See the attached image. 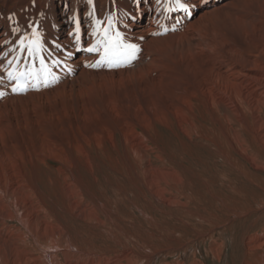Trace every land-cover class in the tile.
I'll list each match as a JSON object with an SVG mask.
<instances>
[{
	"label": "bare ground",
	"instance_id": "6f19581e",
	"mask_svg": "<svg viewBox=\"0 0 264 264\" xmlns=\"http://www.w3.org/2000/svg\"><path fill=\"white\" fill-rule=\"evenodd\" d=\"M179 2L0 0V264H264V0ZM167 160L221 167L226 192L184 191ZM101 175L174 207V230L111 221L106 247L70 236L104 223Z\"/></svg>",
	"mask_w": 264,
	"mask_h": 264
},
{
	"label": "rangeland",
	"instance_id": "374dc122",
	"mask_svg": "<svg viewBox=\"0 0 264 264\" xmlns=\"http://www.w3.org/2000/svg\"><path fill=\"white\" fill-rule=\"evenodd\" d=\"M166 164L168 165L167 167L175 168L177 171L181 172V179L183 181V182L181 181V184H182V186L184 184V186L182 187L183 189L185 188L184 191L188 192L187 189H191V190H194L195 193H198L199 190L201 192H203V190H204L206 193L207 192L209 193V191L212 189L211 191L212 192L214 191L213 193L215 194V193H223L225 190H227L226 187L228 185L229 180L227 181V179H225L226 176H223V173H222L223 170L221 167H215V166L213 167V165L211 166L208 163L207 164L208 166L205 165V168H204V166H199L200 165L199 163H196L195 161L192 162L190 160H184V161L183 160H177V161H171V160L168 161L167 160ZM154 165L157 166V165H159V163L157 162ZM216 169L217 170L219 169L220 171L219 170L217 171ZM199 170L202 171L203 176H201L202 174L200 175L197 173ZM207 170H209L210 172L209 171L207 172ZM208 173H209V175H206ZM213 173H215V174L212 175ZM210 174L213 177H209V176H211ZM108 176H109L108 178L106 175H101L98 177L99 178L98 187L95 184L92 185V188L97 190L95 193L96 194V202L100 206V209L102 208L100 210V212H102V214H103V211H104V214L107 212L105 215L104 214L102 215L100 213L101 221L104 223L101 226H97V227H78V226L74 227L72 225V223H69L67 225H72V227L68 226V228L70 227L73 230V232L72 231L70 232V236L72 234L73 238L78 239V241L80 243H84L86 245L88 244V245L93 246V247H106V246H112V244H110L107 240L109 238L110 234H107V235L105 234V233L110 232V227L112 226V224L117 225V227H119V228L122 227L123 229L131 230V233L139 232L141 234H143V232L145 230L151 229V231H153L152 229H156L158 227L159 228H165V227L167 228V226H168L171 231L174 230V228L172 227L173 225H175L176 213L173 212L174 207L168 206V207H164V210H162V206H160V205L151 204L148 202H142L138 198V196L135 195L134 193L131 194L129 192L119 191L115 185V177L113 179V176H111V175H108ZM203 177L207 178V179L205 178L206 182H207V183L205 182V184L203 183V180L201 179ZM217 177H219V178H217ZM220 177L221 178L223 177V180H220ZM102 178H103V180H102ZM208 178H209V180H208ZM224 180H226V181H224ZM211 181H214V182L211 183ZM186 182H188L189 184ZM225 183H227V185ZM200 185H202L204 187H201ZM210 185L212 187L211 188L209 187L210 189L207 188ZM222 185H224V186L222 187ZM253 185L247 184V182H246V184L242 185V187L245 189V191L247 193H250L249 196L256 193V192L251 193L252 191H256L255 190L256 188L253 187ZM257 192H258V190H257ZM124 193H129V194H124ZM105 195H106V197H105ZM192 206H193V204H192ZM150 213H153V214H150ZM170 222H171V224H170ZM77 231L79 233L76 235ZM191 233H192V230L190 227L185 228L184 238L190 236ZM180 234H182V233H180ZM132 242L137 244L135 240ZM138 246L139 247L137 248V250L144 248L143 244L138 245ZM135 247H137V246H135Z\"/></svg>",
	"mask_w": 264,
	"mask_h": 264
},
{
	"label": "snow or ice",
	"instance_id": "6c2138e0",
	"mask_svg": "<svg viewBox=\"0 0 264 264\" xmlns=\"http://www.w3.org/2000/svg\"><path fill=\"white\" fill-rule=\"evenodd\" d=\"M157 2H159V0H157ZM177 6L179 8H185V5L181 4L179 2V0H177ZM14 32L19 31V29H14ZM119 33H116V37L115 40L118 41L119 40ZM25 41H27V43H25ZM114 45V40L111 37H108V45L105 46V59L107 60L109 66H113V60L112 57L109 55V53L111 52V49ZM120 47L125 48L126 51L129 52V54H134L136 51V48L134 45H118ZM19 47L24 50L27 51L28 54L31 56L33 54L39 55L40 52V43H39V33L37 31V29L35 27H32V33L30 37H26V36H20L19 37ZM89 52L94 51V48H88L87 49ZM13 63V61H9V65L11 66ZM41 65H42V72H44L45 74L47 73V69L43 67L44 65V61L41 59ZM8 78L10 81H14L15 83L13 84L12 87V91L13 92H19V91H23L24 90V84L21 82L20 77L24 75L23 72L17 73L15 71L9 70L8 73Z\"/></svg>",
	"mask_w": 264,
	"mask_h": 264
},
{
	"label": "trees",
	"instance_id": "16d2710c",
	"mask_svg": "<svg viewBox=\"0 0 264 264\" xmlns=\"http://www.w3.org/2000/svg\"><path fill=\"white\" fill-rule=\"evenodd\" d=\"M142 2L144 1V0H141Z\"/></svg>",
	"mask_w": 264,
	"mask_h": 264
}]
</instances>
